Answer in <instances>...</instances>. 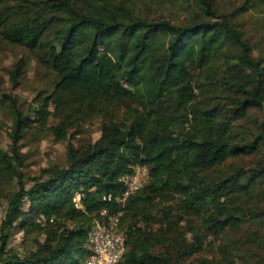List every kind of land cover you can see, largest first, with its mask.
Listing matches in <instances>:
<instances>
[{"label": "trees", "instance_id": "obj_1", "mask_svg": "<svg viewBox=\"0 0 264 264\" xmlns=\"http://www.w3.org/2000/svg\"><path fill=\"white\" fill-rule=\"evenodd\" d=\"M174 2L194 11L178 23L143 12ZM246 13L261 21L258 43ZM0 35L53 74L32 116L13 107L11 155L0 149V264H85L106 207L123 211L116 264H210L208 238L223 264H264L249 258L264 238V0L229 12L219 0H0ZM26 64L10 70L15 84ZM251 109L255 132L240 123ZM95 117V141L26 176L22 139L63 140ZM248 155L256 165L227 164ZM135 164L149 168L142 188L123 207L103 199Z\"/></svg>", "mask_w": 264, "mask_h": 264}, {"label": "rangeland", "instance_id": "obj_2", "mask_svg": "<svg viewBox=\"0 0 264 264\" xmlns=\"http://www.w3.org/2000/svg\"><path fill=\"white\" fill-rule=\"evenodd\" d=\"M242 0H219V9L222 12H229L236 8ZM192 9L186 8L180 2L166 4H148L143 7L145 14L151 15L154 18L170 19L173 22H182L186 17H190ZM240 20L244 23L243 28L248 35L251 36L253 43H258L261 34L259 17L254 14L246 13L241 16ZM24 59L27 63L24 67V73L17 78L15 84L10 76V70L14 63L19 59ZM53 77L51 71L37 62L36 57L30 54L25 48L13 45L3 39L0 35V149L9 151L12 144L10 135L12 125V109L17 107L23 113H28L31 116L33 111L31 108H36L42 102V95L46 85L50 84V79ZM262 117L261 112L257 109H251L249 118L240 123L245 125L251 131H256V121ZM56 120L50 118V123ZM100 119L95 117L92 120L82 124L79 128L73 127L69 130L68 135L63 140H57L52 134L47 135L40 140L35 138L22 139L19 150L24 158V167L26 176L36 174L40 168L48 167L50 164L63 165L66 160L67 146L69 144L78 145L95 141L100 135ZM260 155H248L242 158L230 160L227 164L236 166L251 167L256 165ZM0 220L4 215L6 201H0ZM158 226H145L139 224L138 228L142 231L156 229ZM190 226L186 224L187 231ZM253 229V225H246V229ZM249 230V231H250ZM190 236V233L188 234ZM252 238V237H251ZM22 234L16 230L11 231L9 239L10 245L17 246L21 243ZM218 240L208 238L206 240L202 257L210 261V264H223L218 252ZM245 251V249L243 248ZM245 253V252H244ZM249 258L259 259L264 258V238L252 248V254Z\"/></svg>", "mask_w": 264, "mask_h": 264}, {"label": "built area", "instance_id": "obj_3", "mask_svg": "<svg viewBox=\"0 0 264 264\" xmlns=\"http://www.w3.org/2000/svg\"><path fill=\"white\" fill-rule=\"evenodd\" d=\"M149 176V168L144 164L131 166L130 171L120 177L125 189L119 195L109 194L103 199L113 202L121 207L128 198L142 188ZM74 206L83 209L80 195L73 198ZM121 209L104 208L100 211L101 220L94 221L86 246L88 254L85 264H116L125 249L124 234L121 229Z\"/></svg>", "mask_w": 264, "mask_h": 264}]
</instances>
